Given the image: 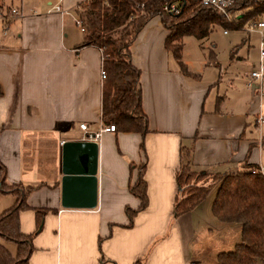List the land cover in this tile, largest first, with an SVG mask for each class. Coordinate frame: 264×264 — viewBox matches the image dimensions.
I'll return each mask as SVG.
<instances>
[{
	"label": "crops",
	"instance_id": "crops-1",
	"mask_svg": "<svg viewBox=\"0 0 264 264\" xmlns=\"http://www.w3.org/2000/svg\"><path fill=\"white\" fill-rule=\"evenodd\" d=\"M82 1L63 0L62 15L46 13L54 0L26 10L21 2V17L0 21V164L6 183L39 186L18 213L19 232L34 234L26 264H218L217 256L240 242L241 226L214 217L217 187L174 218L177 174L183 150L198 173L264 166V125L256 124L264 114V77L260 88L246 83L259 59L257 37L234 42L224 61L213 54L204 70L216 73L191 78L165 48L160 20H150L130 48L147 133L90 140L98 147L97 207L63 209L59 142L85 141L80 124L90 133L103 126L101 53L81 47L84 32L75 23ZM144 163L148 204L125 227V208L139 204L128 187ZM14 201L0 193V214ZM0 244L15 256L12 243Z\"/></svg>",
	"mask_w": 264,
	"mask_h": 264
},
{
	"label": "trees",
	"instance_id": "trees-1",
	"mask_svg": "<svg viewBox=\"0 0 264 264\" xmlns=\"http://www.w3.org/2000/svg\"><path fill=\"white\" fill-rule=\"evenodd\" d=\"M7 0H0L5 9ZM173 0H83L75 9L76 19L82 21L84 41L81 47H95L101 53L105 79L101 89V123L114 125L115 133H147V116L142 108L139 70L131 62L130 48L138 35L152 19H159L167 31L165 48L179 62L181 71L189 74L181 62L183 40L194 37L202 40L216 26L225 30L242 31L250 22L264 19V0H234L232 21L217 12L200 7L194 0L180 4V12L162 11L165 2ZM213 54H211V57ZM144 151L143 146H140ZM182 163L177 174L179 192L173 206V217L178 218L197 208L217 187L212 213L221 223L239 224L241 239L233 251L220 253L218 264H264V177L253 174L255 167L230 174L196 172L190 163V152L183 150ZM132 166V164H131ZM145 163L137 168L130 194L138 207L125 208L131 227L134 216L148 204L144 180ZM39 186L8 184L5 169L0 164V193L12 196L14 204L0 214V240L16 247L12 257L0 244V264H26L34 234L23 235L18 229V213L26 210L27 197ZM40 215L37 216V229Z\"/></svg>",
	"mask_w": 264,
	"mask_h": 264
},
{
	"label": "water",
	"instance_id": "water-1",
	"mask_svg": "<svg viewBox=\"0 0 264 264\" xmlns=\"http://www.w3.org/2000/svg\"><path fill=\"white\" fill-rule=\"evenodd\" d=\"M60 150H62L60 207L74 210L95 209L98 203L99 183L97 144L86 137L85 141L65 142L60 145Z\"/></svg>",
	"mask_w": 264,
	"mask_h": 264
},
{
	"label": "built area",
	"instance_id": "built-area-1",
	"mask_svg": "<svg viewBox=\"0 0 264 264\" xmlns=\"http://www.w3.org/2000/svg\"><path fill=\"white\" fill-rule=\"evenodd\" d=\"M185 0H173L171 2H165L162 5V11L166 13H179L180 12V4ZM197 4L206 9L213 10L217 12L222 18L226 21H232V13L231 8L233 6L234 0H194ZM46 13H56V14H66V10L63 8V0H54V2L49 6ZM22 14L20 10L18 11L16 8L9 9H1L0 8V21H8L14 18L21 17ZM77 26H79L82 30V21L79 19L75 20ZM247 35H255L258 39V52L259 59L257 62L256 68L251 71L246 79L247 86L250 88L252 85H256L257 88H260L263 77H264V20L260 19L257 21L250 22L246 24L243 28ZM224 34H227V30H224ZM102 63V58H101ZM105 71L101 64L100 70V79L101 82L105 79ZM256 124L259 128L264 125V114H259L256 119ZM79 129L84 132L88 140L97 141L100 139L103 133H113L115 131L114 125H103L100 127L98 132L90 133L88 131V126L86 124H80ZM86 140V139H85ZM64 142H59V145H62ZM253 174L257 173L264 177V166H260L251 170Z\"/></svg>",
	"mask_w": 264,
	"mask_h": 264
},
{
	"label": "rangeland",
	"instance_id": "rangeland-1",
	"mask_svg": "<svg viewBox=\"0 0 264 264\" xmlns=\"http://www.w3.org/2000/svg\"><path fill=\"white\" fill-rule=\"evenodd\" d=\"M21 2L24 6V10H26L28 8H37V3L44 2V0H7L5 3V10L16 8L19 11ZM224 30V27L216 26L209 36L202 40H197L194 37L184 38L181 56L184 69L189 73L187 76L194 78L195 75H200L204 70V64L211 59V54H215L219 61L226 60L229 56L232 44L248 38L244 30H228L227 34H224ZM251 38V41H253L254 37L252 36ZM211 72L216 73V70L212 67H209L208 70H204L205 74ZM210 175L212 176L214 174Z\"/></svg>",
	"mask_w": 264,
	"mask_h": 264
}]
</instances>
